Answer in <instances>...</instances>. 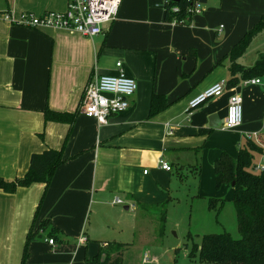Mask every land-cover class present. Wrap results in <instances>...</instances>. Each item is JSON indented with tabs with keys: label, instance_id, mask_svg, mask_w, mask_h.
I'll use <instances>...</instances> for the list:
<instances>
[{
	"label": "crops",
	"instance_id": "1",
	"mask_svg": "<svg viewBox=\"0 0 264 264\" xmlns=\"http://www.w3.org/2000/svg\"><path fill=\"white\" fill-rule=\"evenodd\" d=\"M68 1L0 0V177L24 176L32 153L46 148L62 150L66 159L47 187L37 182L14 193L0 189V264H95L109 243L92 245V214L98 218L105 206L118 204L117 197L127 210L161 205L164 198L167 203L173 178L183 177L187 165L198 167L207 153L214 174L222 152L237 158L246 139L264 141V86L245 84L250 78L241 71L232 74L228 57L264 14V0H206L186 24L167 21L162 0H123L116 20L95 37L4 17L64 11ZM245 53L238 62L249 68L254 63H243ZM119 61L138 90L127 110L101 125L83 113L81 102L87 84L117 74ZM233 76L239 82L229 86ZM221 81L225 93L189 114V100ZM233 93L243 97V123L222 130ZM154 94L167 105L151 116ZM46 108L77 116L72 124L46 121ZM212 115L218 127L210 126ZM161 159L173 170H163ZM45 220L47 230L40 228ZM31 229L38 235L27 243Z\"/></svg>",
	"mask_w": 264,
	"mask_h": 264
},
{
	"label": "trees",
	"instance_id": "2",
	"mask_svg": "<svg viewBox=\"0 0 264 264\" xmlns=\"http://www.w3.org/2000/svg\"><path fill=\"white\" fill-rule=\"evenodd\" d=\"M172 4L182 7V12L174 15L169 9L165 11V18L171 22L175 17H183L184 9L187 8V0H175ZM264 32V14L258 22L251 28L237 44L232 48L229 59L231 62V73L236 74L241 71L242 78L264 76V52H262L256 62L246 68L238 62V59L246 52L253 39ZM239 82L238 78H231L229 86H234ZM164 96L154 94L151 103V116L157 114L166 107ZM46 121L74 123L77 112L58 111L46 108L44 111ZM260 142V143H259ZM246 139L240 147L237 158H233L227 152H222L214 162V175L218 188L225 184L232 186L234 190L233 203L236 209V218L240 237L235 238L231 233L225 231L221 233H208L200 237L199 242L193 241L189 248L188 257L192 260L206 264H264V170L255 171V165L259 157L264 153V143ZM66 161L62 150L46 148L41 152H34L30 158V167L22 177L13 180L0 177V189L7 193H14L19 187H28L34 183H46L50 185L56 170ZM224 200L210 198V208L216 209L217 204ZM158 206H165L164 204ZM164 214V213H163ZM49 220L40 224V228L47 230ZM39 229L29 233L27 243L34 240ZM51 234L54 228L50 229ZM193 238L189 235V239ZM127 245L124 243H109L101 253L93 260L95 264H124V251ZM181 249L177 248L176 252ZM29 254L28 244L24 252V261ZM102 254H106V259L101 260Z\"/></svg>",
	"mask_w": 264,
	"mask_h": 264
},
{
	"label": "rangeland",
	"instance_id": "3",
	"mask_svg": "<svg viewBox=\"0 0 264 264\" xmlns=\"http://www.w3.org/2000/svg\"><path fill=\"white\" fill-rule=\"evenodd\" d=\"M216 1L209 0L206 5ZM258 51H264V35L253 41L244 55V62L241 61L246 65L255 63ZM258 139L252 140L264 143L262 138ZM259 158L258 162L263 161L264 153ZM208 161L211 159L206 153L203 159L199 158L198 167L195 162V166L187 165L183 168V177L173 178L171 198L164 207L141 205L136 211L125 209V204H111L100 211L98 218L92 214L88 221L95 240L92 245L98 244L96 240L126 244L124 264H206L188 257L193 241L199 242L204 234L225 231L235 238L240 237L231 186H216ZM210 198L223 199L224 203L221 207V203L217 204L216 209L210 208ZM164 199L159 203L167 200ZM189 235L193 238L189 239ZM89 246L88 251L91 243ZM177 248L181 250L176 252ZM146 252L150 253L147 261L144 259Z\"/></svg>",
	"mask_w": 264,
	"mask_h": 264
},
{
	"label": "built area",
	"instance_id": "4",
	"mask_svg": "<svg viewBox=\"0 0 264 264\" xmlns=\"http://www.w3.org/2000/svg\"><path fill=\"white\" fill-rule=\"evenodd\" d=\"M123 0H69L64 11H46L41 15L23 13L20 19L15 20L10 15L4 17L17 24L29 25L35 28L56 27L66 30H74L87 37L99 36L103 33L104 25L116 20ZM175 0H162V6L171 13L182 12V7L172 4ZM201 0H187V8L184 16L175 17L171 22L174 24H186L189 20L204 10ZM119 69L117 74H103L91 80L84 92L81 102L83 113L95 118L101 125L108 123L111 115L127 110L130 106V98L138 90L137 80L129 76L123 69L121 61L117 62ZM245 84H258L264 86V76L254 77ZM227 83L216 82L189 100L188 113L199 108L209 100L222 96L225 93ZM244 119V100L238 93L229 97L227 116L221 125L222 130H231L239 127ZM251 137V136H250ZM160 167L166 171H172L171 164L163 159L159 161ZM264 170V160L255 165V171ZM147 173V171H146ZM114 203L121 204L123 200L117 197ZM54 243L53 239L48 240ZM79 243H86V238H79ZM147 261L149 254L144 255Z\"/></svg>",
	"mask_w": 264,
	"mask_h": 264
},
{
	"label": "water",
	"instance_id": "5",
	"mask_svg": "<svg viewBox=\"0 0 264 264\" xmlns=\"http://www.w3.org/2000/svg\"><path fill=\"white\" fill-rule=\"evenodd\" d=\"M202 3H205L206 0H201ZM221 121L220 119L218 118V115H212L210 116V126L211 127H218L220 125ZM106 259V255L103 254L102 255V260L104 261Z\"/></svg>",
	"mask_w": 264,
	"mask_h": 264
}]
</instances>
